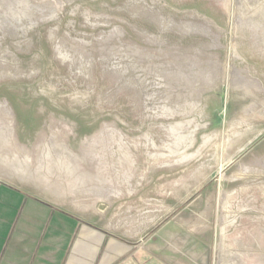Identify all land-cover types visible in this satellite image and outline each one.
Wrapping results in <instances>:
<instances>
[{
  "label": "rangeland",
  "instance_id": "obj_1",
  "mask_svg": "<svg viewBox=\"0 0 264 264\" xmlns=\"http://www.w3.org/2000/svg\"><path fill=\"white\" fill-rule=\"evenodd\" d=\"M0 181L161 264H264V0H0Z\"/></svg>",
  "mask_w": 264,
  "mask_h": 264
},
{
  "label": "crops",
  "instance_id": "obj_2",
  "mask_svg": "<svg viewBox=\"0 0 264 264\" xmlns=\"http://www.w3.org/2000/svg\"><path fill=\"white\" fill-rule=\"evenodd\" d=\"M131 252L75 211L0 181V264H161Z\"/></svg>",
  "mask_w": 264,
  "mask_h": 264
}]
</instances>
